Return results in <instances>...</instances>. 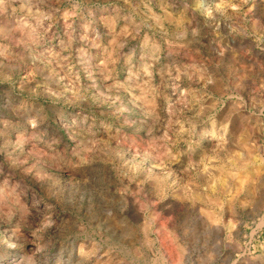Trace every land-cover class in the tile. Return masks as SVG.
<instances>
[{
	"label": "clouds",
	"instance_id": "clouds-1",
	"mask_svg": "<svg viewBox=\"0 0 264 264\" xmlns=\"http://www.w3.org/2000/svg\"><path fill=\"white\" fill-rule=\"evenodd\" d=\"M0 264H264V0H0Z\"/></svg>",
	"mask_w": 264,
	"mask_h": 264
}]
</instances>
